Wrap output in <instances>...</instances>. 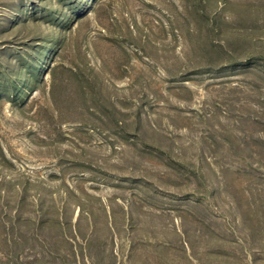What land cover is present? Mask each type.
Segmentation results:
<instances>
[{"label":"rangeland","instance_id":"374dc122","mask_svg":"<svg viewBox=\"0 0 264 264\" xmlns=\"http://www.w3.org/2000/svg\"><path fill=\"white\" fill-rule=\"evenodd\" d=\"M0 264H264V0H0Z\"/></svg>","mask_w":264,"mask_h":264},{"label":"trees","instance_id":"16d2710c","mask_svg":"<svg viewBox=\"0 0 264 264\" xmlns=\"http://www.w3.org/2000/svg\"><path fill=\"white\" fill-rule=\"evenodd\" d=\"M26 63V62H25ZM24 63V65H23V67H25L26 68V72L31 76V78H33L34 76H36L37 75V73H36V71H35V69H37V67H29L28 66V64H25ZM54 70H55V67H53L52 69H51V73L53 74V72H54ZM36 80H38V79H36ZM9 85H6V88L9 90V88H14V89H18V87H17V85H16V82H14V83H8ZM20 85H22V86H27V83L26 82H24L23 81V83H20ZM6 89V90H7ZM7 96H9L8 94H7Z\"/></svg>","mask_w":264,"mask_h":264}]
</instances>
